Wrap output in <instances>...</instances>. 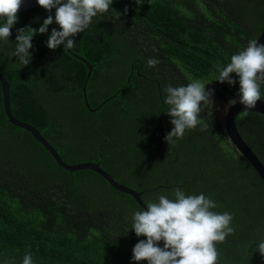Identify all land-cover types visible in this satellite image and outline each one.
Instances as JSON below:
<instances>
[{
  "label": "trees",
  "instance_id": "1",
  "mask_svg": "<svg viewBox=\"0 0 264 264\" xmlns=\"http://www.w3.org/2000/svg\"><path fill=\"white\" fill-rule=\"evenodd\" d=\"M43 14L40 6L19 11L11 36L0 40L13 116L34 126L64 162L99 163L114 180L142 192L146 204L162 194L173 198L175 188L210 197L213 211L233 216L235 229L216 243L217 264H264L257 251L264 241L262 180L210 104L200 125L168 145L164 137L173 125L163 103L167 86L193 79L210 84L228 105L238 100L234 73V85L214 80L218 68L258 37L264 0H113L69 49L92 65L86 99L94 111L81 90L88 69L62 45L51 50L31 41L26 66L12 56L16 28ZM53 28L59 30L53 22L32 40L47 39ZM150 58L160 63L148 67ZM261 92L264 99V86ZM235 123L264 164V116L238 114ZM139 209L96 172L58 166L30 133L9 123L0 87V264H22L27 252L34 264H147L132 260L133 246L146 239L131 230Z\"/></svg>",
  "mask_w": 264,
  "mask_h": 264
},
{
  "label": "clouds",
  "instance_id": "2",
  "mask_svg": "<svg viewBox=\"0 0 264 264\" xmlns=\"http://www.w3.org/2000/svg\"><path fill=\"white\" fill-rule=\"evenodd\" d=\"M138 4L139 0H135ZM41 8L55 16H47L38 28L25 27L17 29L16 47L12 56L18 58L22 66L31 61L29 49L33 47L31 40L36 34H44L49 25L55 22L59 30L53 28L48 35L46 47L55 50L60 45L64 49H72L74 37L82 33L92 23L93 18L109 11L113 0H36ZM22 0H0V40L7 41L11 29L18 22V10ZM125 13L127 9L124 10ZM117 17L120 13L116 12ZM160 61L150 58L148 67L158 65ZM238 77V100L229 101V106L237 102L244 106L240 112L246 116L248 110L262 100L261 88L264 86V43L256 39L249 40L247 46L230 57V62L218 68L214 81L237 83L230 74ZM211 83V82H209ZM205 83L193 79L186 85L167 86L163 103L168 106L166 115L171 117L173 125L164 140L174 144L183 138L185 131L201 124L200 114L213 101L211 89L206 90ZM175 138V139H174ZM216 202L203 193L186 195L181 188L173 190V198L159 195L157 202H148L146 210L141 208L132 214V228L139 240L132 248L134 262L146 261L147 264H217L219 253L215 247L217 242H224L233 234L231 226L233 216L227 212L213 211ZM163 242V247L158 242ZM257 251L264 256V241L257 245ZM22 264H34L31 252L22 258Z\"/></svg>",
  "mask_w": 264,
  "mask_h": 264
},
{
  "label": "water",
  "instance_id": "3",
  "mask_svg": "<svg viewBox=\"0 0 264 264\" xmlns=\"http://www.w3.org/2000/svg\"><path fill=\"white\" fill-rule=\"evenodd\" d=\"M36 6H38V4L36 3V0H22V4L18 12L25 10V9L34 8ZM48 12L49 11L44 9L43 15L32 18L20 24L15 30L16 35H17V29H20L30 23L38 22V21H42L46 19L48 16ZM256 40H258L260 43H264V24ZM31 41L32 42H47V39L43 41H35V40H31ZM62 47L64 48V45H62ZM65 50L68 53H70L74 58L80 60L82 63L86 65L88 70H87L85 81L81 88L82 93L84 95V103H85V106L90 111L97 110L98 108L91 109L86 99V82L90 76L92 65L84 58L72 53L69 49H65ZM0 87H1V95H2V106H3L4 113L7 117V121L13 124L14 126L25 129L28 133H30V135H32L49 152V154L52 156V158L54 159L55 163L58 166L62 167L65 170L71 171V172H75V171H79L83 169L92 170L96 172L98 175H100L104 180H106L107 183L110 184L114 189L118 190L119 192L130 195L141 208H144L146 210V203H144L143 200L141 199L142 192L136 191L130 188L129 186L121 184L117 182L116 180H114L110 174H108L103 168L100 167L99 163L79 162V163L69 164V163L64 162L59 157V155L57 154L53 146L40 134V132L34 126L24 121H20L13 116L11 109H10V97H9L10 84L7 82L6 78L1 72H0ZM111 98H113V96L109 97L107 100ZM242 110H244V106L238 102L235 105H231V106L228 105L226 112L224 114L223 120H222L223 129L230 143L233 145L236 151L239 154H241L249 162V164L254 168V170L256 171V173L258 174V176L260 177V179L262 180L264 184V164L260 161L257 155L253 152V150L245 142V140L242 138L241 134L239 133L236 127V123H235L236 116L240 114ZM248 112H256L264 116V101H258L256 106L252 109H249ZM215 247H216V244H215Z\"/></svg>",
  "mask_w": 264,
  "mask_h": 264
},
{
  "label": "rangeland",
  "instance_id": "4",
  "mask_svg": "<svg viewBox=\"0 0 264 264\" xmlns=\"http://www.w3.org/2000/svg\"><path fill=\"white\" fill-rule=\"evenodd\" d=\"M209 89H211L213 91V95H212V97H210V99L213 101L212 107L216 111L219 118H221V120H223V117H224V114H225L226 109L228 107V104L225 100H223L220 96H218V94L216 93V91L214 90V88L210 84H207L206 90H209Z\"/></svg>",
  "mask_w": 264,
  "mask_h": 264
}]
</instances>
